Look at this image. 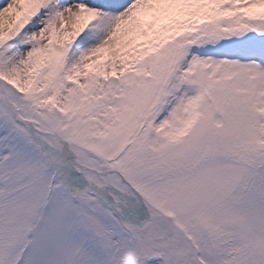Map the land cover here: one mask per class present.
<instances>
[{
	"label": "snow or ice",
	"instance_id": "1",
	"mask_svg": "<svg viewBox=\"0 0 264 264\" xmlns=\"http://www.w3.org/2000/svg\"><path fill=\"white\" fill-rule=\"evenodd\" d=\"M0 264H264V0H0Z\"/></svg>",
	"mask_w": 264,
	"mask_h": 264
}]
</instances>
